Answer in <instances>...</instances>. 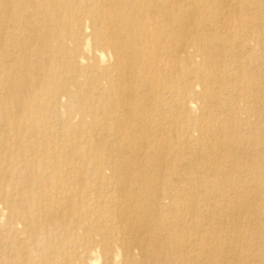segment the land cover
<instances>
[{
  "label": "rangeland",
  "instance_id": "374dc122",
  "mask_svg": "<svg viewBox=\"0 0 264 264\" xmlns=\"http://www.w3.org/2000/svg\"><path fill=\"white\" fill-rule=\"evenodd\" d=\"M170 1L174 39L59 106V63L0 46V264H264V0Z\"/></svg>",
  "mask_w": 264,
  "mask_h": 264
},
{
  "label": "bare ground",
  "instance_id": "6f19581e",
  "mask_svg": "<svg viewBox=\"0 0 264 264\" xmlns=\"http://www.w3.org/2000/svg\"><path fill=\"white\" fill-rule=\"evenodd\" d=\"M20 1L22 0H0V46L3 49L9 46L18 55L21 54L22 59L26 61H29L30 58H27L32 55L59 63L63 70L62 76L57 82L49 83L54 86V106H59L64 96L70 99L80 98L79 94L72 93L75 91V85L72 83H76V73L80 71H90L88 84L92 88H101L105 85L107 90L112 91L117 78H121L120 75L124 78L128 71L136 69L133 59L138 52L158 53L167 38L174 39L175 32L172 31L174 27L182 28L183 22L177 13L178 7L170 0L167 2L164 0H28L34 5V21H29L33 13L23 9ZM150 5L155 7L154 13L150 15L153 18L147 27L138 28L134 20L135 16L141 14V10H146ZM23 18L27 20L26 24L23 23ZM112 21L116 22L115 35L108 36L109 24ZM85 22H90L93 28L92 34L88 33L89 29ZM186 25L187 23L185 27ZM17 36H21L22 39L19 40ZM90 37L94 38L95 44L106 46L111 51L110 65L106 64V55L104 56L103 53H95L91 57L93 50ZM48 43L50 49L47 47ZM34 46L40 51L33 53ZM24 48H30L32 52L30 54L22 52L27 51ZM164 51L165 49L162 52ZM4 64L7 69L11 68L8 61ZM12 69L21 68L15 66ZM39 78L43 80L44 75L39 73ZM122 78L121 80L127 81ZM99 130L103 131V128L100 127ZM115 170L120 181L122 179L129 181L120 169ZM137 179L140 182L144 181L141 176ZM60 188L57 184L49 193L51 204L47 214H60L56 204L57 199L60 198ZM261 214L264 215L263 208Z\"/></svg>",
  "mask_w": 264,
  "mask_h": 264
}]
</instances>
